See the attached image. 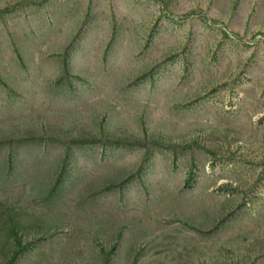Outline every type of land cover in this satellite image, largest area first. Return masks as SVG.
<instances>
[{"label":"rangeland","instance_id":"rangeland-1","mask_svg":"<svg viewBox=\"0 0 264 264\" xmlns=\"http://www.w3.org/2000/svg\"><path fill=\"white\" fill-rule=\"evenodd\" d=\"M0 264H264V0H0Z\"/></svg>","mask_w":264,"mask_h":264},{"label":"trees","instance_id":"trees-1","mask_svg":"<svg viewBox=\"0 0 264 264\" xmlns=\"http://www.w3.org/2000/svg\"><path fill=\"white\" fill-rule=\"evenodd\" d=\"M16 254H14L13 258L15 257Z\"/></svg>","mask_w":264,"mask_h":264}]
</instances>
